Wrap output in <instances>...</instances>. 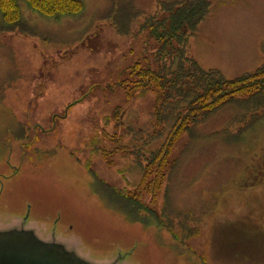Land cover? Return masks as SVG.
<instances>
[{"label": "rangeland", "instance_id": "obj_1", "mask_svg": "<svg viewBox=\"0 0 264 264\" xmlns=\"http://www.w3.org/2000/svg\"><path fill=\"white\" fill-rule=\"evenodd\" d=\"M105 1L85 0L87 15L59 23L25 11L59 39L79 40L78 31L92 25L88 38L69 50L0 33V230L34 231L94 264H264V119L236 142L213 134L236 106L200 125L201 138L190 144L174 180L180 209L208 210L185 242L165 229L130 223L95 193L84 165L87 141L103 128L121 133L127 124L147 125L154 99L152 93L130 99L114 89L122 68L151 55L155 40L120 36L110 21L94 18ZM135 1L151 13L161 0ZM263 48L264 0H214L189 42L203 68L229 79L260 67ZM119 106L125 125L106 126L105 117ZM187 142L185 136L177 156ZM122 155L111 167L96 155L92 162L107 183L130 188L136 175L127 174L128 183L118 173L128 164Z\"/></svg>", "mask_w": 264, "mask_h": 264}, {"label": "trees", "instance_id": "obj_2", "mask_svg": "<svg viewBox=\"0 0 264 264\" xmlns=\"http://www.w3.org/2000/svg\"><path fill=\"white\" fill-rule=\"evenodd\" d=\"M213 2L161 0L155 11L146 13L135 0H106V6L92 14L110 21L120 36L145 35L155 40L152 54L123 67L113 82L114 89H124L130 99L153 94L150 122L144 126L125 125V109L121 106L115 109L113 118L105 117L106 126L111 121L115 129L125 126L121 133L103 128L87 141L91 155L84 165L92 176V188L109 209L121 213L130 223L165 229L176 241L193 236L202 222L199 219L208 213L204 207L180 209L174 195V180L180 174L182 160L190 144L201 138L200 125L225 107L236 106L224 127L213 132L214 136L236 142L264 119V61L255 71L229 79L217 68H203L190 54V38L212 12ZM86 7L85 0H0V33L19 32L46 45H68L69 50L72 43L80 44L88 38L92 25L87 23L83 33L78 31L79 40L59 39L52 30L31 23L24 13L28 10L59 23L87 15ZM18 133V137L23 134ZM185 136L188 142L177 156ZM122 152L128 164L118 173L128 183L127 174L136 175L130 188L107 183L92 162L96 155L111 167L115 165L114 156ZM194 223L193 229L190 225Z\"/></svg>", "mask_w": 264, "mask_h": 264}, {"label": "water", "instance_id": "obj_3", "mask_svg": "<svg viewBox=\"0 0 264 264\" xmlns=\"http://www.w3.org/2000/svg\"><path fill=\"white\" fill-rule=\"evenodd\" d=\"M0 264H94L59 242H47L31 230H0Z\"/></svg>", "mask_w": 264, "mask_h": 264}, {"label": "bare ground", "instance_id": "obj_4", "mask_svg": "<svg viewBox=\"0 0 264 264\" xmlns=\"http://www.w3.org/2000/svg\"><path fill=\"white\" fill-rule=\"evenodd\" d=\"M1 226H4V225H1Z\"/></svg>", "mask_w": 264, "mask_h": 264}]
</instances>
